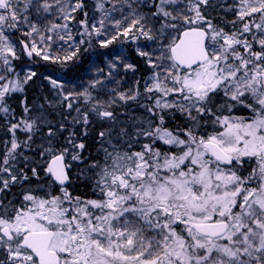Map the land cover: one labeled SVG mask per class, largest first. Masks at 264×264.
Instances as JSON below:
<instances>
[{"label": "snow or ice", "instance_id": "snow-or-ice-1", "mask_svg": "<svg viewBox=\"0 0 264 264\" xmlns=\"http://www.w3.org/2000/svg\"><path fill=\"white\" fill-rule=\"evenodd\" d=\"M0 264H264V0H0Z\"/></svg>", "mask_w": 264, "mask_h": 264}, {"label": "trees", "instance_id": "trees-1", "mask_svg": "<svg viewBox=\"0 0 264 264\" xmlns=\"http://www.w3.org/2000/svg\"><path fill=\"white\" fill-rule=\"evenodd\" d=\"M91 60L93 61V66L95 67L97 65L96 61H98L96 59V55H92L91 56ZM41 71H43V68H41ZM59 71L60 70H59L58 66H54V67H51L50 74L53 75V77H55L58 74ZM36 91H37V89H35V88L30 89L29 93H28L29 96L33 95ZM80 191H85V190L84 189H80Z\"/></svg>", "mask_w": 264, "mask_h": 264}, {"label": "flooded vegetation", "instance_id": "flooded-vegetation-1", "mask_svg": "<svg viewBox=\"0 0 264 264\" xmlns=\"http://www.w3.org/2000/svg\"><path fill=\"white\" fill-rule=\"evenodd\" d=\"M98 51L103 52V51H105V50H103V49H98ZM94 57H95V56H94ZM96 59H97L98 61H96L97 65H96L95 67L103 66V64L105 63V61H104L103 59H101L100 57H98L97 55H96Z\"/></svg>", "mask_w": 264, "mask_h": 264}, {"label": "rangeland", "instance_id": "rangeland-1", "mask_svg": "<svg viewBox=\"0 0 264 264\" xmlns=\"http://www.w3.org/2000/svg\"><path fill=\"white\" fill-rule=\"evenodd\" d=\"M92 55H94V53Z\"/></svg>", "mask_w": 264, "mask_h": 264}, {"label": "bare ground", "instance_id": "bare-ground-1", "mask_svg": "<svg viewBox=\"0 0 264 264\" xmlns=\"http://www.w3.org/2000/svg\"><path fill=\"white\" fill-rule=\"evenodd\" d=\"M52 67H54V66H52Z\"/></svg>", "mask_w": 264, "mask_h": 264}]
</instances>
